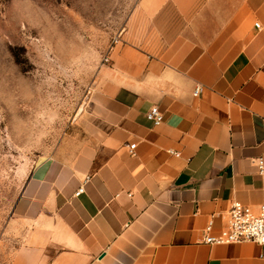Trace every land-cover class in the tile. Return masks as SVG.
I'll list each match as a JSON object with an SVG mask.
<instances>
[{
    "label": "crops",
    "instance_id": "1",
    "mask_svg": "<svg viewBox=\"0 0 264 264\" xmlns=\"http://www.w3.org/2000/svg\"><path fill=\"white\" fill-rule=\"evenodd\" d=\"M140 10L99 71L86 140L26 183L0 264H264L254 241H203L232 201L264 205V0Z\"/></svg>",
    "mask_w": 264,
    "mask_h": 264
},
{
    "label": "rangeland",
    "instance_id": "2",
    "mask_svg": "<svg viewBox=\"0 0 264 264\" xmlns=\"http://www.w3.org/2000/svg\"><path fill=\"white\" fill-rule=\"evenodd\" d=\"M146 2L0 0V258L18 242L29 178L52 172L86 140L105 57Z\"/></svg>",
    "mask_w": 264,
    "mask_h": 264
},
{
    "label": "built area",
    "instance_id": "3",
    "mask_svg": "<svg viewBox=\"0 0 264 264\" xmlns=\"http://www.w3.org/2000/svg\"><path fill=\"white\" fill-rule=\"evenodd\" d=\"M260 27V23H256ZM120 41V36L114 38V45ZM105 61H109V56L105 57ZM200 87H196L194 94L199 92ZM147 117L153 119L155 124L162 121L163 115L157 106H153L148 112ZM136 144L129 145V151L134 154ZM257 168L260 172L263 171L264 161L259 157L256 161ZM82 190V188H80ZM213 221L210 219L205 227L206 234L203 241L205 243H233L254 241L264 246V205H261L257 210L252 209L247 204L241 201L234 200L225 214V224L218 232L212 231ZM260 257L264 259V249Z\"/></svg>",
    "mask_w": 264,
    "mask_h": 264
}]
</instances>
